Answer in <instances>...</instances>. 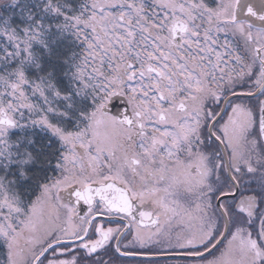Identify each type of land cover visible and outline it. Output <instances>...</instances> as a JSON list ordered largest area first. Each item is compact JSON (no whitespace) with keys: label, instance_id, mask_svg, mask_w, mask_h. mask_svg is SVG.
<instances>
[{"label":"snow or ice","instance_id":"snow-or-ice-1","mask_svg":"<svg viewBox=\"0 0 264 264\" xmlns=\"http://www.w3.org/2000/svg\"><path fill=\"white\" fill-rule=\"evenodd\" d=\"M8 7L3 264H264V0Z\"/></svg>","mask_w":264,"mask_h":264},{"label":"trees","instance_id":"trees-1","mask_svg":"<svg viewBox=\"0 0 264 264\" xmlns=\"http://www.w3.org/2000/svg\"><path fill=\"white\" fill-rule=\"evenodd\" d=\"M22 3H23V0H22ZM8 4H9V2H8L7 4H4V6H2V7L0 8V11H3V12H5V13L12 12L14 15H16V10H15V9H11V8H9V7H8ZM29 6H31V5H29ZM18 7H19V6H18ZM13 24H14V25H19L20 27H23V23L20 21L19 18H14V20H13ZM73 47H75V41L68 40V39H67V36L62 40V42H61L60 45H59V48H60L62 51L68 53V54H70L71 52H74ZM80 53H81V52H80ZM37 131H38V130H37ZM35 139L37 140V144L39 145V142H40V136L37 135V136L35 137ZM0 258H1V256H0ZM3 258H4V257H3ZM0 264H2V259H1Z\"/></svg>","mask_w":264,"mask_h":264},{"label":"flooded vegetation","instance_id":"flooded-vegetation-1","mask_svg":"<svg viewBox=\"0 0 264 264\" xmlns=\"http://www.w3.org/2000/svg\"><path fill=\"white\" fill-rule=\"evenodd\" d=\"M149 2H150V0H149ZM67 39L68 40H71V41H75V47H73V50H74V52H76L79 55V58L82 60L84 54H86V44L83 42V39L82 38L81 39H76L74 36H72L70 34L67 35ZM88 63L90 65L91 64V61H89ZM95 66L96 67H99V62H97ZM104 70L107 72V65L106 64L104 66ZM114 103L115 104H118V103L121 104V101L116 100V101H114ZM111 112L112 113H115L116 111L115 110H112ZM5 257H6V255H5ZM124 259L129 260V261H132V260H135L136 258H124ZM0 262H1V258H0Z\"/></svg>","mask_w":264,"mask_h":264},{"label":"rangeland","instance_id":"rangeland-1","mask_svg":"<svg viewBox=\"0 0 264 264\" xmlns=\"http://www.w3.org/2000/svg\"><path fill=\"white\" fill-rule=\"evenodd\" d=\"M9 2V0H0V8L2 6H4V4H7ZM5 255H6V249L3 248V247H0V256H1V259H2V264H3V261L5 260ZM4 257V258H3Z\"/></svg>","mask_w":264,"mask_h":264},{"label":"water","instance_id":"water-1","mask_svg":"<svg viewBox=\"0 0 264 264\" xmlns=\"http://www.w3.org/2000/svg\"><path fill=\"white\" fill-rule=\"evenodd\" d=\"M120 103H118V104H115L114 102L112 103V104H110V110L112 111V110H115V111H117V110H121L120 109ZM128 258H134V257H128Z\"/></svg>","mask_w":264,"mask_h":264}]
</instances>
